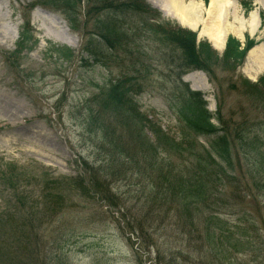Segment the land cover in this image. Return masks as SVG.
Instances as JSON below:
<instances>
[{
  "label": "rangeland",
  "instance_id": "374dc122",
  "mask_svg": "<svg viewBox=\"0 0 264 264\" xmlns=\"http://www.w3.org/2000/svg\"><path fill=\"white\" fill-rule=\"evenodd\" d=\"M126 1L72 0V29L50 0H0V243H11L0 247V264H23V257L28 264H264V93L253 96L243 85L264 73V59L248 57L264 48V0H230L237 16L255 10L260 21L255 31L245 23L241 34L227 35L242 42L247 35L255 44L233 70L214 63L211 74L186 66L182 52L149 23L192 30L197 43L205 41L210 55L221 57L201 27L190 29L151 2L161 0H143L161 13L159 21L148 12L115 10ZM110 19L124 33L113 46L102 38ZM26 25L34 45L18 42ZM63 29L68 38H59ZM89 41L97 61L84 51ZM122 77L139 86L133 97L140 114L173 138L193 140L199 152L215 137L189 130L182 116L193 103L187 88L221 117V124L211 122L222 127L216 134L228 136L230 177L219 174V184L211 178L212 196L199 214L155 199L147 177L111 165L102 131L88 125L92 113L102 112L95 97ZM69 177L83 182L86 194ZM7 219L29 224L26 239L13 237ZM221 223L222 236L214 228Z\"/></svg>",
  "mask_w": 264,
  "mask_h": 264
},
{
  "label": "trees",
  "instance_id": "16d2710c",
  "mask_svg": "<svg viewBox=\"0 0 264 264\" xmlns=\"http://www.w3.org/2000/svg\"><path fill=\"white\" fill-rule=\"evenodd\" d=\"M41 1L43 4L48 5L46 0ZM50 1L55 3L53 5L56 6L58 4L59 7L64 9L70 27L72 29L76 28L73 14L74 3L71 2L72 0ZM117 5L115 10L125 11L130 9L142 15L148 12L156 21H159L161 17L159 11L150 7L143 0H131ZM121 5H123L124 9ZM149 26L153 32L182 52L183 62L186 66L200 69L209 74H211L214 63L233 70V68L244 61L247 51L255 44L254 39L249 38L247 35L243 43L239 38L228 35L222 56H211L210 46L205 41L197 43L196 34L192 30L178 26L171 21L149 23ZM32 31L31 27L27 25L22 27L18 42L20 44L24 42L34 45L36 40L32 37ZM122 35L124 33L119 30L116 23L111 21V19L106 21L102 34L105 43L107 42L110 46H113V44L119 42ZM91 44V41L87 42L84 51L97 61V53ZM63 55H70V51L67 49V51L63 52ZM243 82L245 87L251 89V95L255 96L258 93H264V73L257 78L256 82H251L248 79H243ZM234 87L236 88V86ZM138 88L139 86L133 80V77H122L110 82L104 94L95 97L100 102L102 115L98 111V113H92L88 125H94L98 130L102 131V137L106 141L105 152L110 155L109 161L111 165L116 163L123 173H127L128 169H131L140 176L147 177L150 187L155 192V199L158 197L164 203L169 201L180 203L185 211L192 207L194 212L199 214L208 205L200 204L202 202L205 203L206 199L212 196V192L208 189L209 181L213 179L219 184L221 179H223L219 174H223L227 178L230 177L232 156L228 136L224 133L216 134L217 130L222 127L216 126L211 122V119L215 117L221 124L222 119L218 114L212 115L207 110L205 101L199 92L189 91L187 88L193 103L185 108L186 113H182V116L189 130L202 135H214L215 137L209 142V148L204 149V152H199L197 147H194L193 140H184L182 137L180 139L173 138L163 132L154 122L151 123L150 120L140 114L137 100L133 97L137 93L136 90ZM100 116L102 117L98 120ZM104 117H107L108 120L104 119ZM116 126L124 130L126 136H128L127 139L124 138L122 133H118L115 130L114 127ZM146 129L152 132L153 139L148 137ZM177 155L184 160L175 164L172 158H176ZM76 178L69 177L68 182L70 181L71 185L78 187L82 194H86L85 190L87 189L82 185L83 182H79ZM10 220L7 219L10 230L18 235L13 237H21L20 240L26 239L23 231L29 224L23 223L21 220L18 223ZM215 227L221 233L219 234L220 236H222L224 230H227L223 223L217 224ZM213 231L212 229L206 232L211 235ZM10 244L0 243V247L4 245L10 246ZM21 259L23 264H28L24 257Z\"/></svg>",
  "mask_w": 264,
  "mask_h": 264
},
{
  "label": "bare ground",
  "instance_id": "6f19581e",
  "mask_svg": "<svg viewBox=\"0 0 264 264\" xmlns=\"http://www.w3.org/2000/svg\"><path fill=\"white\" fill-rule=\"evenodd\" d=\"M151 2L166 15H170L178 20L182 25L198 30L201 27L200 34H203L216 49L220 50L224 46L227 33L236 30L237 33L241 34V30H244L246 24L252 31H255L260 21L255 10H251L246 19L245 17L237 16L235 4L230 0H209L206 7H203L202 2L198 4L195 0H190L189 3H185L184 0H161L160 3ZM204 11L206 14L205 18L203 17ZM229 15L232 17V20H230ZM55 23L57 26L65 29L64 25H60L59 20H56ZM64 29L58 35L59 38H68ZM0 34H2L1 29ZM11 36L16 37L15 26ZM11 36L9 35V38ZM263 51L264 48L257 46L249 51L248 57L254 61L260 58L264 59ZM260 66L264 65L261 64Z\"/></svg>",
  "mask_w": 264,
  "mask_h": 264
}]
</instances>
